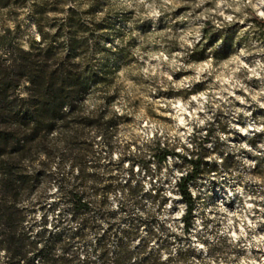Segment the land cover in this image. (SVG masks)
Returning <instances> with one entry per match:
<instances>
[{"label":"rangeland","instance_id":"obj_1","mask_svg":"<svg viewBox=\"0 0 264 264\" xmlns=\"http://www.w3.org/2000/svg\"><path fill=\"white\" fill-rule=\"evenodd\" d=\"M28 1L9 0L0 10V32L16 17L25 44L34 32ZM68 1L84 9L94 4V19L105 27L98 34L110 78L87 96L90 107L111 96L114 145L110 157L101 146L99 169L109 165L123 184L132 177L142 183L141 206L131 208L157 214L158 244L168 239L171 249H195L185 264H264V33L251 20L264 19V0ZM21 2L28 3L18 9ZM157 142L204 157L201 176L190 184L196 208L189 231L177 181L190 165L181 156L156 161ZM130 154L144 155L156 173L147 175L139 161L131 167ZM153 187L154 201L145 193ZM56 196L48 195V203ZM119 199L110 196L122 227L130 216L117 207ZM49 206L43 211L52 219L65 207Z\"/></svg>","mask_w":264,"mask_h":264},{"label":"trees","instance_id":"obj_2","mask_svg":"<svg viewBox=\"0 0 264 264\" xmlns=\"http://www.w3.org/2000/svg\"><path fill=\"white\" fill-rule=\"evenodd\" d=\"M29 1L34 32L26 44L16 17L0 32V264L187 263L193 247L171 249L168 239L158 244L163 223L157 214L131 208L141 206L142 183L132 177L123 184L109 165L99 169L101 146L111 156L114 118L108 111L111 96L94 107L87 104L88 93L110 78L108 65L101 63L108 48L106 41L101 47L98 34L105 27L94 19V4L84 9L68 0ZM10 4L0 0V10ZM251 20L264 33V19L253 14ZM151 149L158 162L181 156L190 165L177 181L185 204L183 229L189 231L196 208L190 184L201 176L204 157L159 142ZM125 158L131 167L139 161L149 176L156 173L144 155ZM51 186L57 196L48 203L55 194H48ZM145 193L153 201L159 195L156 187ZM112 194L120 195L117 207L130 216L122 227L116 225ZM49 204L54 211L65 207L52 219L43 211Z\"/></svg>","mask_w":264,"mask_h":264}]
</instances>
